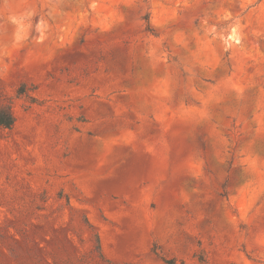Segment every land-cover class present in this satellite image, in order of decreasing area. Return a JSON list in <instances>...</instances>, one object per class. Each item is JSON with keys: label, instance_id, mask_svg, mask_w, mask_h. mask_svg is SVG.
<instances>
[{"label": "rangeland", "instance_id": "obj_1", "mask_svg": "<svg viewBox=\"0 0 264 264\" xmlns=\"http://www.w3.org/2000/svg\"><path fill=\"white\" fill-rule=\"evenodd\" d=\"M5 108L0 264H264V0H0Z\"/></svg>", "mask_w": 264, "mask_h": 264}, {"label": "trees", "instance_id": "obj_2", "mask_svg": "<svg viewBox=\"0 0 264 264\" xmlns=\"http://www.w3.org/2000/svg\"><path fill=\"white\" fill-rule=\"evenodd\" d=\"M149 20H150V16L146 15L144 18V21L146 23V30L150 33H154L153 29L149 26ZM14 123H15V119L10 109L9 108L0 109V126L3 128L10 129L13 127ZM97 243H98V250L101 251L99 239L97 240ZM100 257L102 258V260H104L103 254L100 253ZM167 263L174 264L173 261H169Z\"/></svg>", "mask_w": 264, "mask_h": 264}]
</instances>
